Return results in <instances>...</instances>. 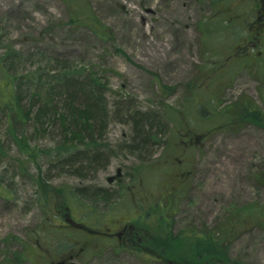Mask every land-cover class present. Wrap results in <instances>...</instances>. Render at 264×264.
<instances>
[{
	"label": "rangeland",
	"instance_id": "1",
	"mask_svg": "<svg viewBox=\"0 0 264 264\" xmlns=\"http://www.w3.org/2000/svg\"><path fill=\"white\" fill-rule=\"evenodd\" d=\"M211 1L89 0L114 35L104 40L87 27L70 25L65 0H0V55L16 50L24 56L12 61L11 69L19 78L22 105L33 110L29 119L16 121L7 108H0V264H50L73 255L71 264H165L142 251H121L96 240L82 249L87 235L73 224L90 212L93 229L135 219L142 206L147 211L162 201V191L181 172L185 184L175 195L172 224L167 225L172 235L194 230L224 236L228 261L212 264H264V216L244 213L240 221L239 215L244 209L264 210V126L249 122L237 129L208 131V121L196 114V106L190 110L188 100L190 88L209 89L206 81L215 80L213 90L206 91L224 106L248 97L264 116V39L261 46L249 48L259 51V59L237 66L236 44L224 46L241 38L247 27L237 28L228 44L215 40L220 34L210 28ZM205 27L213 31L211 38L205 37ZM218 60L219 67L210 73ZM66 62L93 70L107 83L110 107L103 124L96 125L97 145H79L56 157L57 148L69 140L55 113L56 108L66 112L65 95L50 92L44 79L42 90L53 95L54 107L38 116L41 102L27 78L31 71L53 72ZM156 74L176 89L174 94L161 95ZM127 106L129 116L124 114ZM148 117L152 119L147 123ZM145 121L146 130L152 123L153 132H159L158 142L138 137L142 128L138 133L137 125ZM17 137L37 147L40 170L20 150ZM118 169L122 176L110 183ZM39 177L71 191L76 208L65 214L55 197L45 202L42 189L38 192ZM110 214L116 219L103 223ZM150 217L145 223L149 227L157 221L154 211ZM51 220L62 229L55 231ZM34 240L42 247L32 251ZM196 244V238H188L183 248ZM21 254L28 260H21Z\"/></svg>",
	"mask_w": 264,
	"mask_h": 264
},
{
	"label": "trees",
	"instance_id": "2",
	"mask_svg": "<svg viewBox=\"0 0 264 264\" xmlns=\"http://www.w3.org/2000/svg\"><path fill=\"white\" fill-rule=\"evenodd\" d=\"M65 2L69 9L70 25L87 27L96 36L104 40H113L114 35L111 28L101 21L98 13L95 12L89 0H65ZM211 7L213 8V12L208 19L211 20L210 23L214 24V26H210V28H216V31L220 34V36L214 37L215 40L221 41L223 39L225 42L227 41L226 43L228 44V40H231L233 33L237 32V28L247 27V29H244L245 34L241 38L238 37L234 40V43L224 46L227 47L236 44L240 56L235 64L239 67H246V65H250L252 60H258L260 56L259 51H257V53L251 52L249 48L261 46L263 42L262 39H264V0H212ZM211 29L210 31H206L205 27V37L207 35V38H211L210 35L213 33ZM238 35L239 34H237V36ZM219 50L215 49L214 51L217 52ZM23 57L22 53L16 50H7V53L0 55V108H7L9 117L16 121L29 119L28 117L33 111L31 107L27 110V108L22 105V96L20 94L21 86L17 82L19 78L12 73L11 69L12 61L16 58L19 60V58ZM219 62L220 60L212 64L209 71L210 73L216 71L219 67ZM261 70L262 69H260V71ZM27 79L35 84L36 87L33 91V96H37L41 102V110H39V113H36L38 116L42 115L44 110L53 106V95L50 92L56 90L57 94L61 97L65 95L63 98H65L64 101L68 105L66 112H59L56 108L55 113L63 120L65 136L69 137V140L67 144L57 148L56 157L73 152V149L78 148L79 145L85 146V149L97 145L96 125L103 124L110 107L106 96V90L108 89L107 83L101 81L100 77L98 78L93 70H87L85 66L67 62L53 70V72L46 68L43 69L42 74L38 73V69L33 72L31 71V75ZM44 79L47 80L49 84L50 92L49 90H42L41 83ZM154 79L155 82H158L160 93L165 98L172 95L174 90L176 91L173 87L163 84L157 74L154 75ZM214 81L215 80L206 81L210 90H213ZM54 87H56V89H54ZM206 87L207 86L204 88L203 86L197 87L195 85L194 88H190L191 98L188 100L192 101L190 110L192 107L196 106V114L199 115L202 120L206 119V121H208V131H214L215 129H237V127L246 125L249 122L264 126L263 110L256 104L254 99L240 97L235 102L225 104L224 106L221 101L216 98L215 94L206 91L209 90L206 89ZM77 94L79 95L75 97ZM118 103L117 105L119 106L123 104L121 101ZM129 112L130 109L129 106H127L124 109V114L129 116ZM136 113L133 116L134 118L137 116ZM151 119V117H148L147 123ZM145 124L146 121L143 124L137 125L136 129L138 133L142 128V133H139L138 137L142 138L145 142L147 139H153L154 142H158L159 132H153L152 123L148 124L150 128L146 130ZM16 142L20 150L31 157L40 170L42 166L37 162L39 153L36 151L37 147H32L24 137H17ZM184 179L185 176L182 175L181 172V178L176 180L174 184H170L169 190L162 191V201L160 203L157 204L156 202L150 206L147 205L149 206L147 211H145L142 206V210H140L141 213L136 215L137 217L135 219H132L137 227H146L147 225H145V223H148V218L151 216L152 211H154L156 215L155 218L157 220V226L159 227L158 230H156V239L151 243V246L156 249V253L150 256V258L160 259L163 263L165 262V264H212L216 261L227 262L228 247L225 246L224 236L219 238L216 233H211L210 231L196 232L194 230H185L173 236L172 232L169 230L168 226L171 227V219L175 211V195H179V189L183 188L185 184ZM37 180L40 186L38 192L40 193V189H42L40 196L45 199V202L48 201V196H53L56 202H58L57 208L63 210L65 214H69L67 212L68 210L71 211L74 209L75 206L72 204V197L70 195L71 191L68 192L61 187L54 188L50 186L48 182H44L41 177L37 178ZM63 196L65 200L61 199ZM114 212L115 210L111 214H116ZM244 213L247 215L250 214L253 218L264 216V210L244 209L239 213V215H241L240 221L245 215ZM111 214L109 216L110 218H106L102 222H110L116 219ZM82 215L84 218L80 219L81 223H79L94 230L95 228H91V226L96 225L94 223V214L90 212L80 214V216ZM50 218L52 219V216ZM51 224H54V220H51ZM60 224L61 223H56V225H53L55 226L53 229L55 231L62 229ZM159 231L161 232L159 233ZM76 234L77 233H73L74 238L77 237ZM68 237L72 239L71 236ZM188 238H196L197 244L195 247L186 246L183 248L185 240ZM32 243H34L32 245V251L42 247L40 240H34ZM135 249L140 252L143 251L142 248L140 249L137 247ZM20 259L28 260L26 255L23 256L22 254Z\"/></svg>",
	"mask_w": 264,
	"mask_h": 264
},
{
	"label": "flooded vegetation",
	"instance_id": "3",
	"mask_svg": "<svg viewBox=\"0 0 264 264\" xmlns=\"http://www.w3.org/2000/svg\"><path fill=\"white\" fill-rule=\"evenodd\" d=\"M151 219V217L148 218V222ZM72 221V220H71ZM70 220L67 221L66 224L67 227L71 226L72 222ZM149 224V223H148ZM143 226V227H137L132 220L128 221H122L117 224L115 228H109L107 227L106 230L102 229H89L85 227L84 225H81L80 223H74V228L76 227L77 230L84 231L87 235V238L85 239V244L82 246V249L86 246H89L93 242L98 241L101 242V245H108L111 248H120V250L129 251L135 248H142V252L148 256H152L156 253V249L151 246V243L154 239H156V229H158L159 226H157V221L152 224L151 227ZM65 226V224H64ZM70 229V227H69ZM136 250V249H135ZM76 256V255H73ZM73 256H70V258H62V260H56L50 262V264L61 262L64 264H71L69 261ZM156 259V258H154Z\"/></svg>",
	"mask_w": 264,
	"mask_h": 264
},
{
	"label": "water",
	"instance_id": "4",
	"mask_svg": "<svg viewBox=\"0 0 264 264\" xmlns=\"http://www.w3.org/2000/svg\"><path fill=\"white\" fill-rule=\"evenodd\" d=\"M121 172H122V171H121L120 169H118V174H117V176H115V177H109V178H108V181L111 183L112 181H115L116 178L121 177V176H122V173H121ZM56 264H64V263L58 262V263H56Z\"/></svg>",
	"mask_w": 264,
	"mask_h": 264
}]
</instances>
